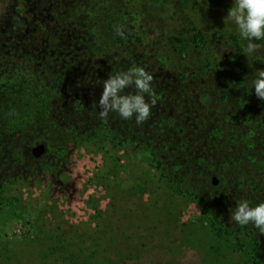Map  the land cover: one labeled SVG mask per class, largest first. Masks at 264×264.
<instances>
[{"label": "trees", "instance_id": "16d2710c", "mask_svg": "<svg viewBox=\"0 0 264 264\" xmlns=\"http://www.w3.org/2000/svg\"><path fill=\"white\" fill-rule=\"evenodd\" d=\"M194 2H75L78 13L87 10L72 20L98 43L96 55L114 61L107 76L132 67L153 75L157 103L140 125L135 116L114 112L100 118L101 79L97 89L85 81L80 89L64 88L71 94L60 114L59 75L46 81L43 65H27L26 55L17 76L3 73L0 264H181L192 216L194 223L206 222L214 240L210 258L219 260L224 250L226 264H264V234L251 223L230 221L241 199L251 206L264 202V178L259 194L255 190L249 137L256 105L264 122V101L251 84L256 70L264 69V52L245 55L247 42L237 26L220 21L210 28L191 12ZM116 26L123 27V37ZM218 42L234 47L227 61L218 57ZM36 142L98 155L91 181L101 188L105 207L91 205L85 221L63 220L49 196L51 184L39 180L31 188L34 165H41L39 172L45 168L30 155ZM23 215L27 232L8 236Z\"/></svg>", "mask_w": 264, "mask_h": 264}, {"label": "flooded vegetation", "instance_id": "af4514ba", "mask_svg": "<svg viewBox=\"0 0 264 264\" xmlns=\"http://www.w3.org/2000/svg\"><path fill=\"white\" fill-rule=\"evenodd\" d=\"M26 1H31V3L29 6L26 5L25 9H22L23 6L17 9L16 21H11L10 26L0 25V82L4 72L17 76L20 57L26 55L27 59L24 60L27 61V65H43L46 81H51V78L57 75L60 76L57 87L61 91L59 96L61 102L60 107L55 106L57 107L55 111L61 114L66 110L63 98L71 94L64 92V88L71 90L75 86L76 89H80L85 81L92 82L91 88L97 89V82L100 79L104 81L108 77L106 75L109 71L108 65H112L114 61L108 62L107 56L96 55L94 51L99 48L98 43L94 42L95 39L92 40L87 29L77 26L72 20L75 16L86 12V8L81 13L75 9V2L83 5L84 0ZM205 2L206 0H198L196 3L194 2V5L197 4V7L200 8L202 7L200 4H205ZM13 12H15L14 9ZM19 22L24 26L20 27ZM262 52H264V42ZM227 59L223 58L224 61ZM105 65L106 68L103 70L102 67ZM77 93L79 92L74 94L76 97ZM209 110L210 108L206 109V111ZM260 111L256 105L251 124L252 135L249 136L253 153L252 160L255 163L253 174L257 194H259L258 190L261 189L259 185L264 178V122L261 120ZM207 115L208 113L203 115L204 119ZM238 128L241 129V126ZM36 143H32L30 148ZM42 143L46 150L45 143ZM44 152L35 159H39ZM2 160L0 140V195L4 170ZM8 167V165L5 166V168ZM212 178L215 179L214 176ZM216 184L217 180L213 185Z\"/></svg>", "mask_w": 264, "mask_h": 264}, {"label": "rangeland", "instance_id": "374dc122", "mask_svg": "<svg viewBox=\"0 0 264 264\" xmlns=\"http://www.w3.org/2000/svg\"><path fill=\"white\" fill-rule=\"evenodd\" d=\"M30 3L31 1L26 0H0V25L10 26L9 23L17 17V9L22 6V9H25L26 5L29 6ZM233 4L234 0H206L205 4H200L202 6L200 8L197 7V4H193L191 12L198 15L199 19H207L206 22L210 28H213V24L220 21L228 27L233 23L227 20L228 10ZM186 14L190 15V11L187 10ZM19 26L23 27L24 25L19 22ZM263 42L264 40L260 41L261 47L258 51H262ZM216 47L218 57L222 59L229 58L234 50V47L228 43L222 45L218 42ZM38 161L43 163L45 168L43 172H39L36 168L41 165L37 167L34 165L36 171L30 177L31 188H34V184L38 183L39 180H42L45 187L48 183L51 184L49 196L56 204V212L64 213L63 220L68 223H75L79 220L85 221L90 213L91 205L95 203L99 208L105 207L106 199L101 188L95 186L91 181L92 170L100 161L98 155L85 154L71 144L65 145L63 150L59 151L51 144L49 148L47 147V153L41 156ZM17 189H20V186ZM17 189L14 188L13 190L16 191ZM29 190L31 191V189ZM25 218L23 215L10 225L7 230L8 236H19L27 232V225L24 224ZM194 218L192 216L188 219L191 222L190 240L187 241L188 245L185 246L186 250L183 251V256L178 257L179 262L181 264L190 262L196 264L197 260L201 258L199 264H226L229 260V254L224 250L220 251L222 256L218 257L219 260H213L206 253L207 247L214 240L207 234L206 222L194 223Z\"/></svg>", "mask_w": 264, "mask_h": 264}, {"label": "clouds", "instance_id": "9594fccd", "mask_svg": "<svg viewBox=\"0 0 264 264\" xmlns=\"http://www.w3.org/2000/svg\"><path fill=\"white\" fill-rule=\"evenodd\" d=\"M227 20L233 22L241 38L247 41L244 48L245 55H251L260 49L261 45L253 41L264 40V0H234L228 10ZM116 34L124 36V29L116 26ZM154 77L143 67H132L127 71L109 75L103 82V91L98 104L100 118L107 120L109 113H118L124 119L135 116L137 125L147 121L151 116V109L157 103L152 81ZM256 96L264 101V69H257L251 80ZM126 89L134 91L126 92ZM230 221L239 225L253 224L264 234V202L254 206L246 199L237 202L231 211Z\"/></svg>", "mask_w": 264, "mask_h": 264}, {"label": "water", "instance_id": "95a60500", "mask_svg": "<svg viewBox=\"0 0 264 264\" xmlns=\"http://www.w3.org/2000/svg\"><path fill=\"white\" fill-rule=\"evenodd\" d=\"M45 150V146L44 144L41 142V143H36L35 145H33L31 148H30V155L33 156L34 158H37L39 157ZM212 183L215 184L216 183V180L214 178H212Z\"/></svg>", "mask_w": 264, "mask_h": 264}]
</instances>
